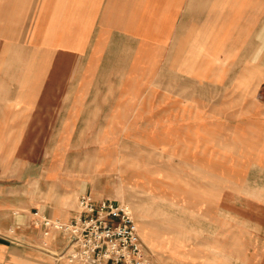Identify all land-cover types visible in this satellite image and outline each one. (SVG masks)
Returning a JSON list of instances; mask_svg holds the SVG:
<instances>
[{
  "label": "crops",
  "instance_id": "crops-1",
  "mask_svg": "<svg viewBox=\"0 0 264 264\" xmlns=\"http://www.w3.org/2000/svg\"><path fill=\"white\" fill-rule=\"evenodd\" d=\"M148 110L171 111L150 124L173 127V156L200 157L220 179L239 157L256 175L202 196L235 207L220 217L226 264H264V230L243 208L264 206V0H0L1 159L48 157L44 143L81 125L91 141L137 140L126 127L146 126ZM12 196L0 198V264H71L56 256L66 240L44 246Z\"/></svg>",
  "mask_w": 264,
  "mask_h": 264
},
{
  "label": "rangeland",
  "instance_id": "rangeland-1",
  "mask_svg": "<svg viewBox=\"0 0 264 264\" xmlns=\"http://www.w3.org/2000/svg\"><path fill=\"white\" fill-rule=\"evenodd\" d=\"M169 112L148 110L146 126L126 127L143 133L137 140L91 141V126L81 125L75 127L71 140L44 143L48 157L39 156L36 150L35 157L0 158V169L8 171L0 173V198L9 199L13 194L20 204L14 211L38 210L64 221V215H74L81 193L115 199L130 207L144 245L158 264H226L225 254L220 252L225 229L220 217L235 212V207L204 206L203 187H218L219 182L232 189L234 184L249 187L256 175L240 172L244 167L239 157L226 158V172L220 179L202 172L204 159L200 157L173 156L177 153L171 151L173 127L150 124L154 118L171 117ZM59 146L64 155L53 156ZM234 153L228 150V154ZM243 192L244 196H254L250 188ZM259 193L263 196L264 190ZM243 208L244 214L259 218L264 230V206ZM141 224L153 232L154 245L143 238ZM42 239L48 244L55 242Z\"/></svg>",
  "mask_w": 264,
  "mask_h": 264
},
{
  "label": "built area",
  "instance_id": "built-area-1",
  "mask_svg": "<svg viewBox=\"0 0 264 264\" xmlns=\"http://www.w3.org/2000/svg\"><path fill=\"white\" fill-rule=\"evenodd\" d=\"M32 215V226L40 229L43 237L52 240L60 236L66 240L56 256L68 263L155 264L126 203L81 193L70 220L53 219L38 210ZM11 241L20 243L15 237Z\"/></svg>",
  "mask_w": 264,
  "mask_h": 264
},
{
  "label": "bare ground",
  "instance_id": "bare-ground-1",
  "mask_svg": "<svg viewBox=\"0 0 264 264\" xmlns=\"http://www.w3.org/2000/svg\"><path fill=\"white\" fill-rule=\"evenodd\" d=\"M140 231L141 234L143 236V238L150 244V245H154L155 241L152 238L153 236V232L151 231V229H149L147 226H145L144 224L140 225Z\"/></svg>",
  "mask_w": 264,
  "mask_h": 264
}]
</instances>
